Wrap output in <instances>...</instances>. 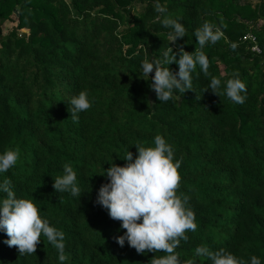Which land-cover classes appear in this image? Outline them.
<instances>
[{
    "label": "trees",
    "instance_id": "1",
    "mask_svg": "<svg viewBox=\"0 0 264 264\" xmlns=\"http://www.w3.org/2000/svg\"><path fill=\"white\" fill-rule=\"evenodd\" d=\"M251 1L160 0L161 14L155 0H0V152L20 153L0 182L10 180L64 232V264H149L165 255L119 246L115 238L126 230L95 203L104 168L123 166L128 149L136 155L133 144L152 146L158 134L182 160L177 194L196 216V231L175 250L181 264H211L197 246L264 264V0ZM165 16L179 19L186 36L170 42ZM10 21L16 26L3 35ZM205 21L224 35L201 49L194 32ZM168 46L203 51L209 69L205 75L197 66L193 90L160 102L149 87L154 73L145 80L140 64ZM233 74L246 84L243 104L204 91L212 77L223 84ZM82 90L91 107L74 122L66 102ZM65 164L77 174L80 197L53 188ZM6 239L0 231V264H60L43 235L31 255Z\"/></svg>",
    "mask_w": 264,
    "mask_h": 264
},
{
    "label": "clouds",
    "instance_id": "2",
    "mask_svg": "<svg viewBox=\"0 0 264 264\" xmlns=\"http://www.w3.org/2000/svg\"><path fill=\"white\" fill-rule=\"evenodd\" d=\"M155 12L166 13V8L160 0H155ZM160 23L170 29V42L186 36V29L179 19L165 16ZM224 33L221 27L205 21L194 32L197 43L203 49L206 44H215ZM235 47V45H233ZM175 63L178 71L173 72L168 67ZM197 66L208 75L209 60L203 51L188 52L179 47L174 52L168 46L159 59L147 56L142 60L140 68L145 80L151 83L149 87L156 93L160 102L173 98L175 91L185 93L193 90V73ZM223 88L221 91L220 89ZM226 96L236 104H243L246 100V84L238 74L223 82L212 77L204 91ZM66 104L72 120H78L80 112L91 107V100L87 90L80 91L70 97ZM136 147V155L127 150L124 165L109 163L103 174L107 182L98 189L95 203L107 210L110 218L120 221V229L126 230L115 239L119 246L125 242L134 248L138 254L147 252H163L165 255L153 256L149 264H181L179 253L175 250L182 240L187 241V232L196 231V216L188 204L186 195L177 194L181 176L179 169L181 159L175 156L174 147L163 135H156L152 146ZM20 153L16 149H6L0 152V173L7 172L14 167ZM55 192H68L73 197L81 196V189L77 184V174L73 168L65 164L63 174L53 179ZM0 231L8 239L4 241L9 247L16 246L20 255H31L36 252L41 236L56 249L60 264H64L68 257L65 254V235L57 227L51 225L46 216H42L32 199L18 197L12 189L8 179L0 182ZM197 256H205L211 264H262L261 259L253 255L249 259L238 257L225 248L210 251L207 247L197 246ZM185 264H194L187 260Z\"/></svg>",
    "mask_w": 264,
    "mask_h": 264
},
{
    "label": "rangeland",
    "instance_id": "3",
    "mask_svg": "<svg viewBox=\"0 0 264 264\" xmlns=\"http://www.w3.org/2000/svg\"><path fill=\"white\" fill-rule=\"evenodd\" d=\"M256 2H259V0H252L250 4L254 5ZM16 17H17V14L14 13V18ZM15 26H16V23H13L12 21L5 22L2 26V34L3 35L9 34ZM22 32H24V30H22Z\"/></svg>",
    "mask_w": 264,
    "mask_h": 264
},
{
    "label": "water",
    "instance_id": "4",
    "mask_svg": "<svg viewBox=\"0 0 264 264\" xmlns=\"http://www.w3.org/2000/svg\"><path fill=\"white\" fill-rule=\"evenodd\" d=\"M149 103L152 105L155 101V96H154V92H151L150 95H149Z\"/></svg>",
    "mask_w": 264,
    "mask_h": 264
},
{
    "label": "built area",
    "instance_id": "5",
    "mask_svg": "<svg viewBox=\"0 0 264 264\" xmlns=\"http://www.w3.org/2000/svg\"><path fill=\"white\" fill-rule=\"evenodd\" d=\"M253 51L256 52V53H259V50H258L257 47H254V48H253Z\"/></svg>",
    "mask_w": 264,
    "mask_h": 264
}]
</instances>
